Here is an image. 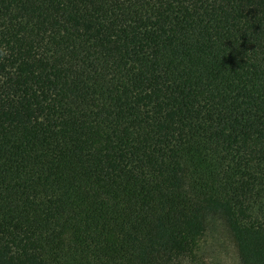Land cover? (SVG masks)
<instances>
[{
    "label": "trees",
    "instance_id": "16d2710c",
    "mask_svg": "<svg viewBox=\"0 0 264 264\" xmlns=\"http://www.w3.org/2000/svg\"><path fill=\"white\" fill-rule=\"evenodd\" d=\"M264 264V0H0V264Z\"/></svg>",
    "mask_w": 264,
    "mask_h": 264
},
{
    "label": "rangeland",
    "instance_id": "374dc122",
    "mask_svg": "<svg viewBox=\"0 0 264 264\" xmlns=\"http://www.w3.org/2000/svg\"><path fill=\"white\" fill-rule=\"evenodd\" d=\"M211 242L215 264H236L235 247L225 232L215 234Z\"/></svg>",
    "mask_w": 264,
    "mask_h": 264
}]
</instances>
